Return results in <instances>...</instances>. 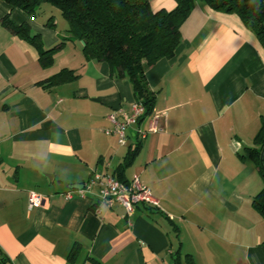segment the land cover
<instances>
[{
	"label": "crops",
	"instance_id": "0c3cea01",
	"mask_svg": "<svg viewBox=\"0 0 264 264\" xmlns=\"http://www.w3.org/2000/svg\"><path fill=\"white\" fill-rule=\"evenodd\" d=\"M59 14L48 2L29 15L0 0V19L26 23L44 48L60 43L43 66L35 46L0 22V253L10 264H173L176 250L194 264H264V219L252 205L264 181L248 152L264 122L256 33L195 0L174 55L144 72L151 113L119 144L105 130L111 114L132 111L130 83L86 59L82 42L57 27ZM64 68L75 77L47 84ZM94 172L138 177L159 207L126 214L101 203L96 182L84 187ZM30 190L47 197L43 205L27 206Z\"/></svg>",
	"mask_w": 264,
	"mask_h": 264
},
{
	"label": "trees",
	"instance_id": "16d2710c",
	"mask_svg": "<svg viewBox=\"0 0 264 264\" xmlns=\"http://www.w3.org/2000/svg\"><path fill=\"white\" fill-rule=\"evenodd\" d=\"M174 1V7L169 10H153L149 0H4L29 15H35L43 2L58 8L67 22L69 37L66 39L80 40L86 59L106 62L113 75L129 81L134 101L143 107L137 123L151 113L155 97L147 86L144 72L157 59L171 58L174 55L180 43V24L195 3V0ZM201 1L212 9L237 14L264 44V0ZM0 22L3 27L28 39L35 46L41 65L47 66L52 62L60 43L44 48L40 35L31 33L26 23H14L8 16L2 17ZM67 75L75 77L72 70L64 68L51 75L47 84L63 81L68 78ZM253 143L254 146L248 148L249 158L264 181V149L261 154L264 147V122L256 132ZM139 145L140 141L137 140L135 146L128 147L120 168L131 162ZM114 177L127 182L118 175ZM252 197L253 207L264 219V185ZM172 260L173 264H194L189 253L182 254L178 250L173 252ZM0 264H10L2 253Z\"/></svg>",
	"mask_w": 264,
	"mask_h": 264
},
{
	"label": "built area",
	"instance_id": "2783aa9c",
	"mask_svg": "<svg viewBox=\"0 0 264 264\" xmlns=\"http://www.w3.org/2000/svg\"><path fill=\"white\" fill-rule=\"evenodd\" d=\"M143 107L137 102H134L132 111L129 114H122L120 119L111 114L110 118L113 122L111 129H106V134H116L119 144H126L127 142V128L137 123V117L142 113ZM154 127V126H153ZM152 127V128H153ZM144 136V132H140ZM98 184V199L101 203L111 207L115 204L120 205L129 214L139 204H147L159 207L157 199L152 195L149 188L142 184L138 177H134L130 181L122 182L112 174H103L94 172L90 179L84 184L85 189H89L93 183ZM69 197V195H67ZM47 197L30 190L28 205L30 207L43 205Z\"/></svg>",
	"mask_w": 264,
	"mask_h": 264
},
{
	"label": "rangeland",
	"instance_id": "374dc122",
	"mask_svg": "<svg viewBox=\"0 0 264 264\" xmlns=\"http://www.w3.org/2000/svg\"><path fill=\"white\" fill-rule=\"evenodd\" d=\"M67 22L62 17L61 14L58 15V23L56 24L59 29H64L63 27H66ZM64 25V26H63Z\"/></svg>",
	"mask_w": 264,
	"mask_h": 264
},
{
	"label": "water",
	"instance_id": "95a60500",
	"mask_svg": "<svg viewBox=\"0 0 264 264\" xmlns=\"http://www.w3.org/2000/svg\"><path fill=\"white\" fill-rule=\"evenodd\" d=\"M263 149H264V147H263L262 150H261V154H262V152H263Z\"/></svg>",
	"mask_w": 264,
	"mask_h": 264
}]
</instances>
